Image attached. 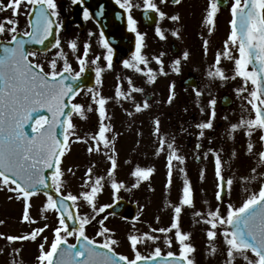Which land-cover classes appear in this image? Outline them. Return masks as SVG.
<instances>
[{
    "label": "snow or ice",
    "instance_id": "snow-or-ice-1",
    "mask_svg": "<svg viewBox=\"0 0 264 264\" xmlns=\"http://www.w3.org/2000/svg\"><path fill=\"white\" fill-rule=\"evenodd\" d=\"M114 3L123 10L117 13V18L123 19L126 30L135 37L134 50L128 58L122 59V67L145 77L148 85L154 84L161 75H179L190 53L183 51L171 60L166 70V52L149 56L144 51L147 34L139 30V21L133 15V10L142 9L144 18L149 21L153 20L152 14H155L154 32L161 41L168 38L161 22H180V13L165 11L168 0H114ZM171 3L178 6L182 0H171ZM71 4L81 7L83 21L92 19L100 26L98 42L102 52L91 59L90 39L84 42L82 54H79L78 37L66 41L78 70L69 61L68 53L64 50L65 42L60 37L65 24L61 19L59 0H0V13H11L0 18V191L11 194L8 200L22 203L21 223H38L30 210L33 198L41 193L46 199L40 208V218L47 220L46 214H53L56 220L55 226L51 227V239L43 235L50 228L48 223L42 227H32L22 234L0 232V239L9 246L17 242H37L39 239L41 242L38 243L35 264H198V248L193 233L183 228V214L187 208L193 209L194 223L206 226L203 229L206 255L220 257L217 264H264V171L260 170L264 168V0H207L202 15V25L211 35L216 30L222 9L228 7L230 30L222 48L216 51L213 63L208 66L206 76L209 84L205 85V89L217 81L221 86L229 81H241L234 92L242 100V114L237 122H230L227 134L234 140L237 131L244 133L247 138L245 155L255 158V166L247 175L226 177L222 157L224 150L209 147L202 156L207 158L212 155L214 158L216 204L213 207L205 200L208 207L196 210L195 189L184 167L187 157L177 145L176 136L162 132L160 117H153L151 134L154 137V155H164L166 160L165 188L172 187L174 171L185 178L178 201H168L164 205L171 210L167 226L154 227L149 223L147 230L137 229L136 223L142 222L145 207L139 206L140 211L132 217L136 223L126 236L130 255L117 251L121 242L116 238V231L106 223L109 217L117 213L107 210L118 206L121 190L131 192L139 188L142 182H149L156 168L154 165L136 163L130 172L134 183L129 186L118 179L119 153L116 142L121 133L111 123L108 104L114 101L123 108L127 102L131 108L123 110L131 118L151 109L155 93L147 94L146 89L138 86L131 75H118L114 95H103L102 76L106 69H113L116 56L111 42L113 38L106 36L102 26L105 6L101 3L93 12L85 0H71ZM21 16L26 18L23 26L20 24ZM93 35L96 33L90 30L88 36ZM171 35L181 39L180 29L172 30ZM33 45L40 47L34 48ZM52 49L56 51L47 60L46 69L44 63L38 62V57ZM203 52L205 56L208 55V39L203 40ZM101 59L105 62L104 66L100 64ZM222 61L230 62L232 67L226 69ZM90 67L95 74L94 84L87 87L85 95H90L91 102L87 105L74 103V98L84 87L82 77ZM175 88V81L170 82L164 103L171 105L174 102L177 96ZM193 91L199 104L205 90L193 85ZM136 94L143 99L137 101ZM208 95L207 119L189 124V127L197 130V150L203 148L205 138L209 144L213 139L206 134L215 128L218 100L211 91ZM224 100L229 102L227 96ZM155 103L160 104L161 101L156 100ZM42 110H46L48 115L45 116ZM93 111L98 115L96 131L79 134L73 117L87 120L88 113ZM200 112L204 114L205 108L200 107ZM223 119L227 121L228 116ZM181 131L186 133L188 128L182 127ZM138 135L142 136L143 133L139 132ZM76 142L86 144L90 155L102 154L109 166L103 174H96V164L92 163L84 172L79 190L73 192L68 190L66 174L75 176V172L72 167L65 170L63 160ZM236 155L233 149L232 157ZM196 159H201L199 152ZM125 163L132 164V161L129 159ZM200 175L203 178L204 170ZM237 181L245 193L238 205L231 202ZM253 182H258V190L248 187ZM106 185L111 190L112 202L100 203ZM82 208L87 210L81 211ZM121 218L128 219L126 216ZM155 221L161 225L160 216H156ZM4 223V220H0V225ZM89 227L96 228L94 235H89ZM145 247L150 251L141 250ZM6 251L9 257L6 264H23L22 260L17 259L21 248L0 247V255Z\"/></svg>",
    "mask_w": 264,
    "mask_h": 264
},
{
    "label": "flooded vegetation",
    "instance_id": "flooded-vegetation-1",
    "mask_svg": "<svg viewBox=\"0 0 264 264\" xmlns=\"http://www.w3.org/2000/svg\"><path fill=\"white\" fill-rule=\"evenodd\" d=\"M199 0H182L181 5H173L171 0H168V4L165 7V11L170 14L179 12L182 16L180 22H172L170 20H164L161 22V26L166 30L168 38L166 41L159 40L154 32L155 27V14L153 15V20H146L143 16L142 9H134L133 15L139 21V30L146 33V44L145 52L151 56L154 53H159L164 51L167 53L165 57V68L168 70V65L171 60L180 56L183 51L187 50L190 53L189 59L183 62L182 72L179 75L170 73L168 76H158L157 81L154 84L148 85L145 83V77L139 74H133L130 71L124 69L122 64L120 66L113 67L112 70H105L103 73V87L102 93L105 96L114 95V88L116 84V77L119 75L121 77L133 76L135 83L138 86L144 87L147 94L155 93L153 100L151 101L152 107L143 113L136 114L129 118L124 112V108H131V105L127 102L124 103L123 108L116 104L114 101L109 102L108 110L112 117L111 123L114 125L115 130L119 131L121 135L118 137L116 142V148L119 151V172L118 175L128 177L133 166L136 163L144 166V162L141 159L146 160L153 159L152 162L155 164L156 171L153 174L154 180L149 182H142L140 187L135 190V192H154V188L161 187L163 181V166L161 156L157 157L154 155V137L152 136V118L159 116L161 119V130L164 133H172L176 136L177 145L181 148L182 154L187 157L186 168L187 178L192 182L195 189V206L196 210H205L208 205H205L204 201L207 200L214 207L216 204L214 198L215 189H198L195 188L198 184L204 185V182L209 180L215 181L214 176V158L209 155L207 158H203L202 153L206 152L209 147L221 149L224 148L222 157L225 164L229 161V157L232 155L233 149L236 153L244 146H246L247 138L242 131H237L235 133V139H230L227 134V129H229L230 122L235 123L239 120L242 110L241 103L242 100L236 96L234 89L240 85L241 81L239 79L235 81H229L226 85L221 86L217 82L211 83V87L205 89V85L209 84V80L206 76V71L208 66L213 63L216 51L220 50L223 45V40L226 39L227 34L230 30L228 21L230 20V13L228 7H224L219 14L216 30L209 35L207 29L202 25V16L194 17V12L198 7ZM207 0H205L206 6ZM61 9V19L64 21L65 27L60 33L62 42L64 43V50L68 53V59L73 64L74 68L78 65L74 59L72 53L67 47L66 41L69 39H75L78 37L80 44V53L83 52V44L86 40L91 41V52L89 59L93 58L96 54H101L102 49L99 44V30L92 19L88 21H81L79 13L81 14V7L79 5L73 6L71 0H59ZM76 8L75 17L73 16V10ZM175 29H180L181 39H176L171 35V31ZM96 33L91 37L88 36L89 31ZM209 40V52L205 56L203 52V40ZM201 43V44H200ZM56 50L51 53L40 55L38 57V62L44 63L47 69V61L43 58L51 56L53 57ZM223 66L226 69L232 67L230 62L222 61ZM101 66H104L105 62L103 59L100 61ZM155 68V63L152 64ZM175 81V90L177 93L176 99L171 105L164 103L168 96V85L170 82ZM193 85L204 89L205 94L199 98V104L197 103V97L193 91ZM211 91L213 95L216 96L217 103V117L215 120V128L209 131L206 136L212 137V143L209 144L208 139L203 140V148L197 150L196 144V132L194 127H189V124H195L200 120L207 119V103L210 99L208 92ZM229 98V102H225L224 97ZM137 101L143 99L140 94H136ZM161 101L160 104H156L155 101ZM91 102L90 95H85L81 93L78 95L74 103H81L87 105ZM164 105V108H163ZM200 107L205 108V113L201 114ZM95 108V105H93ZM187 109V112H185ZM228 116V120H224V116ZM89 118L87 120H82L78 116H74V122L77 127L82 124L89 123V132H95L96 126L98 124V115L95 111L88 113ZM131 125V127H129ZM188 128V132H182L181 129ZM80 132H82L80 130ZM142 132L143 135H138ZM258 136V134H257ZM257 137H253L256 139ZM140 141L137 144V141ZM259 147V145H257ZM201 154V159H196L197 154ZM97 161L106 163L105 169L109 166L106 158L102 154L93 153ZM131 159L132 164L125 163L126 160ZM201 170H204L203 178H201ZM226 175V173H224ZM213 177V178H211ZM184 176L178 171L173 173V185L169 190L170 192H175L179 198L180 189L182 187V182ZM152 190H149V189ZM227 201V198H226ZM223 208V206H222ZM185 210H188L187 208ZM193 212V209H190ZM186 222L190 226L196 227V232L204 233L203 229L206 227L203 224H196L193 222V217L190 215ZM153 226H158L154 220ZM202 242L201 249L199 248V242H196L198 251L196 253V259L198 264H217V260L220 257H209L206 255L205 247V236ZM142 251H150L149 248L145 247L141 249ZM131 254V253H125ZM204 257V259H203ZM203 259V260H202Z\"/></svg>",
    "mask_w": 264,
    "mask_h": 264
},
{
    "label": "rangeland",
    "instance_id": "rangeland-1",
    "mask_svg": "<svg viewBox=\"0 0 264 264\" xmlns=\"http://www.w3.org/2000/svg\"><path fill=\"white\" fill-rule=\"evenodd\" d=\"M199 1H200L198 4L199 8H197L194 12L195 18L202 16L204 12V8H205L204 6L205 0H199ZM10 14H11L10 12L0 13V18L4 16H9ZM50 57L51 56L47 58H43V59L47 61L48 59H50ZM163 108H164V105H163ZM79 130H82L85 133H88L90 130L88 121L86 124H82L80 127H78V132ZM79 134L81 133L79 132ZM221 148L224 150L223 147ZM164 157H165L164 155L163 156L161 155V160L163 158V161H164ZM95 158L96 157H92L88 153L86 144L79 145L77 143V145H75L73 143L71 145V150L67 158L65 157L63 160L65 170L67 169V167H72L75 172V176H72L71 174H66V179L68 181V190H71L73 192H76L79 190L80 184L83 182L82 178H83L84 172L86 171L87 167H89L92 164V160H95ZM146 159L144 158L141 159V162H144L145 164L144 166H148V165L155 166L154 162H152L153 159H148V160ZM242 159L246 162L242 163L244 165L241 166V170L249 169L251 165L255 164L254 162H252L253 160H250V159L246 160L244 158ZM97 165L99 168H101L102 165H106V163H97ZM226 167L227 166H225V172H227L228 170ZM260 170L264 171V168H261ZM163 174H164V169H163ZM247 174L248 173H246L245 175ZM240 175L242 174H238L237 176H240ZM118 179L122 180L121 178H118ZM162 179L163 181L161 183V187L154 188V192H125L122 190V192L119 193V196L121 199L124 198L126 200L137 202V203L141 202L143 206H147V201H143L145 198H147L148 201H150L151 203H154V204H151V209L157 210L161 213L164 219V223H162V226H165L170 221L169 219L171 217V210L166 209L164 205L168 201H171L173 203L177 202L178 196L176 194L173 200L172 193L169 191V189L165 188V176L164 175H162ZM152 180H154L153 177H151L150 181ZM211 187H213V184L209 183L208 187L205 188L207 190L205 192H210V190L208 189H210ZM248 187L251 190H258L259 184L258 182H253L252 184L248 185ZM107 188L109 189V191L103 193V195L100 197V203H111L112 202L111 190L108 186ZM242 189H243V186L241 185L239 181H237L233 187V194L231 197L232 203L238 205L241 202V199L245 195ZM9 195L11 194L6 191H0V220L5 221L3 225H0V232H4L7 234H22L26 231H29L32 227H42L44 223H48L50 225V228L47 229L43 235H48L49 238L51 239L52 237L51 227H54L56 223L55 216L53 214H46L48 216L47 220H43L40 218V208L42 206V202L46 198L41 194L33 198V201H32L33 207L31 208L30 211H31V215L37 219L38 223L34 225H29L27 223H21V220H20L21 214H22V207H23L22 203L16 200H11V201L8 200ZM85 210L87 209L85 208L81 209V211H85ZM148 213L150 214L149 209H145L144 207L143 215L141 216V219L144 221L146 229H147V224H149L148 219H147ZM165 219H167L168 221H166ZM106 223L108 224V226L112 227L116 231V238H118L121 242L120 246L117 248V251H120L123 253L128 252L129 246L126 241V236L132 230L133 224L126 225V224L121 223L120 221L118 222L116 220H113L111 217H109V220ZM158 226H161V225H158ZM136 228L142 231V226L139 227L136 224ZM184 229L186 231H191L193 233V239L199 240V248L201 249L202 247L201 241H203L204 239V233L196 232V229L194 227H190L188 225L184 227ZM95 231H96L95 227L88 228L89 235H94ZM39 242L41 241L38 239L37 242H17L16 244L9 246L7 245L6 241L0 239V247H5L6 249H10L11 247H19L22 249V252L20 253L17 259L22 260L23 264H35L34 258L38 254L37 247H38ZM8 260H9V257L7 255V251L5 252V254L0 255V264H6Z\"/></svg>",
    "mask_w": 264,
    "mask_h": 264
},
{
    "label": "water",
    "instance_id": "water-1",
    "mask_svg": "<svg viewBox=\"0 0 264 264\" xmlns=\"http://www.w3.org/2000/svg\"><path fill=\"white\" fill-rule=\"evenodd\" d=\"M105 4L107 11H105V16L102 20V26L105 30L106 36L112 37L111 42L117 51V57L122 56L123 48L127 50H132L130 47L133 46L132 37L126 33V24L123 19L117 18V13H119L115 7L112 5L110 0H89L87 6L95 12L100 4ZM123 57V56H122ZM84 78H82L83 80ZM82 83V82H81ZM84 85V84H83ZM53 195L55 193L53 192ZM114 210L117 215L121 217H128L132 219L135 215V208L130 207V205L125 202L118 203V206H115Z\"/></svg>",
    "mask_w": 264,
    "mask_h": 264
}]
</instances>
